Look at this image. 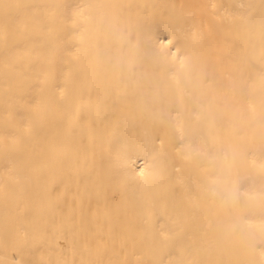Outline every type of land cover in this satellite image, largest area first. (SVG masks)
Wrapping results in <instances>:
<instances>
[{
	"label": "bare ground",
	"instance_id": "1",
	"mask_svg": "<svg viewBox=\"0 0 264 264\" xmlns=\"http://www.w3.org/2000/svg\"><path fill=\"white\" fill-rule=\"evenodd\" d=\"M0 264H264V0H0Z\"/></svg>",
	"mask_w": 264,
	"mask_h": 264
}]
</instances>
